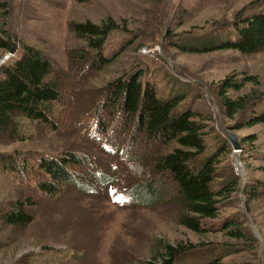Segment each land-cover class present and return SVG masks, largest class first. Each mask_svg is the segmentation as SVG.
Returning a JSON list of instances; mask_svg holds the SVG:
<instances>
[{
  "label": "rangeland",
  "instance_id": "rangeland-1",
  "mask_svg": "<svg viewBox=\"0 0 264 264\" xmlns=\"http://www.w3.org/2000/svg\"><path fill=\"white\" fill-rule=\"evenodd\" d=\"M262 10L264 0H0V37L12 36L18 49L42 50L64 92L49 114L56 127L24 119L23 140L5 138L0 146L5 155L0 159V264H149L168 244L188 247L179 264L212 259L264 264V125L233 129L236 118L224 114L214 92L228 75L258 79L260 85L248 83L243 93L264 89V51L246 55L177 47L206 37L241 14ZM78 23L112 27L102 54L113 63L92 54L85 38L73 31ZM11 57L8 48L0 49V66ZM137 72L162 99L169 86L178 89L176 81L193 88L184 91L179 112L214 118L203 121L209 149L218 144L214 130L224 138V130L232 132L245 142L236 151L230 144L232 151L217 164L221 176L236 172L239 187L219 205L217 219L202 221L200 234L182 225L185 210L174 182L154 172L157 158L174 151L177 142H149L113 105L112 82ZM97 111L105 135L98 128ZM69 152L86 163L67 167L75 172L74 179L95 182L67 184L47 197L36 187L45 175L37 169L38 158ZM9 153L28 158L24 182L7 167ZM150 183L158 194L145 196L142 187ZM246 187H254L255 196L250 198ZM29 199L33 205L26 208L33 221L25 227L7 224L3 215ZM237 218L258 241L252 250L221 231L224 222ZM225 251L228 255L221 258Z\"/></svg>",
  "mask_w": 264,
  "mask_h": 264
},
{
  "label": "trees",
  "instance_id": "trees-1",
  "mask_svg": "<svg viewBox=\"0 0 264 264\" xmlns=\"http://www.w3.org/2000/svg\"><path fill=\"white\" fill-rule=\"evenodd\" d=\"M111 30L109 25L100 26L93 23H78L73 28L76 35L85 38L88 46L94 50L92 54H100L99 57L104 63H113V60L104 58L102 54ZM5 34L6 37H0V49L8 48L10 51L13 48V38ZM179 44L177 47L186 52L235 50L246 55L262 52L264 10L241 14L225 22L206 37ZM53 68V62L42 50L25 45L18 49L8 62L0 66V146L4 144L5 138L23 140L26 131L24 119L28 122H44L49 125L52 123V127L57 126L53 124L49 114L52 107L61 101L64 92L52 76ZM142 76V72H137L124 80L112 82L110 86L113 90V105L125 114L126 122L138 125L149 142H177L178 147L174 151L157 158L154 172L156 176H167L174 182L178 199L185 210L181 223L192 232L200 234L203 232L202 221L217 219L221 212L219 205L237 192L239 187L240 178L236 172L232 169L226 176H221L217 165L221 157L232 151L230 143L214 130L218 144L215 150L209 149L203 121H214V118L210 115L202 118L199 112L194 111L179 112L188 91L193 89L190 85L176 81L178 89L164 87H168V95L162 99L157 88L149 82H141ZM248 83L260 85L255 77L237 79L228 75L214 91L219 93V104L224 114L233 120L236 118L233 129L264 125V89L243 93ZM75 111L73 108L72 112ZM97 113L100 117L98 128L105 135L102 114L98 111ZM239 141L243 148L245 142ZM8 155L7 167L15 177L24 182L27 178L28 158L16 157L12 153ZM4 157L0 152V159ZM81 164L82 167L86 165L82 157L73 152L59 156H40L37 169L45 175L36 187L47 197H53L61 192L64 185L85 181L92 184V178L75 180V172L67 169L70 165ZM142 188L145 189V196L158 194V188L154 187V184L150 183ZM245 193L250 194V198L256 194L254 187H246ZM29 204L33 205L32 199L17 202L2 218L7 224L15 227L29 225L33 221L32 213L26 208ZM221 231H227L228 238L249 245L250 250L253 249L252 244L257 245L258 241L247 228L246 222L238 218L224 222ZM163 248V252L153 257L149 264H179L183 251L188 247L168 244ZM221 255L223 258L228 254L225 251ZM206 264L225 263L221 259H212L207 260Z\"/></svg>",
  "mask_w": 264,
  "mask_h": 264
},
{
  "label": "water",
  "instance_id": "water-1",
  "mask_svg": "<svg viewBox=\"0 0 264 264\" xmlns=\"http://www.w3.org/2000/svg\"><path fill=\"white\" fill-rule=\"evenodd\" d=\"M18 51V45L15 43L13 48L10 50V54L12 56H14L16 54V52ZM224 134H225V138L230 142V144L232 145V147L235 149V151L237 149H242L241 143L238 140V138L229 131L224 130Z\"/></svg>",
  "mask_w": 264,
  "mask_h": 264
}]
</instances>
